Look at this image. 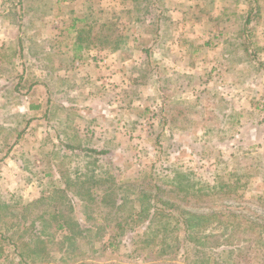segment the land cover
Instances as JSON below:
<instances>
[{
  "label": "rangeland",
  "instance_id": "obj_1",
  "mask_svg": "<svg viewBox=\"0 0 264 264\" xmlns=\"http://www.w3.org/2000/svg\"><path fill=\"white\" fill-rule=\"evenodd\" d=\"M53 10L65 17L54 19ZM73 19H88L91 44L104 40L109 50L88 53L77 66L66 34L59 53L71 73L64 78L49 69L56 45L40 61L34 43L53 39ZM118 40L116 58L110 51ZM40 104L43 110H29ZM77 141L85 148L64 149ZM88 175L102 180L98 194L107 187L132 198L161 191L192 213L224 214L230 229L247 234L250 222L264 224V0H0V235H14L27 203L68 189L77 177L82 186L30 214L72 199L74 217L88 229V204L72 192L88 190ZM110 211L98 207L96 219L106 222ZM219 221L202 231L220 233ZM66 235L58 232L57 241ZM131 235L95 240L87 232L74 241L99 257L93 263L147 264ZM1 246L2 264H10L13 248ZM229 250L217 255L232 264ZM170 264H181L180 256Z\"/></svg>",
  "mask_w": 264,
  "mask_h": 264
},
{
  "label": "trees",
  "instance_id": "obj_2",
  "mask_svg": "<svg viewBox=\"0 0 264 264\" xmlns=\"http://www.w3.org/2000/svg\"><path fill=\"white\" fill-rule=\"evenodd\" d=\"M91 26L88 25V48L94 42L90 39ZM79 41L86 39L87 34L80 32ZM119 41H113L112 48L116 50L119 47ZM102 42V41H101ZM162 112H168V109H162ZM164 124L169 122V115L164 119ZM68 189L74 183H80V178L76 181H66ZM102 184V180L100 181ZM94 177L88 175V190L84 191L79 186L78 191H72L75 196L88 204V229L82 227L78 219L73 215V200L65 199L66 206L61 205L62 209H42L39 215H31L32 210L49 205V201L60 193L66 196L69 191H59L51 194L49 197H41L32 203H27L26 213L21 216L19 225L13 226L14 235L6 236L1 234L0 240H4L13 248L14 260L10 264H100L93 263V259L99 260L94 252H86L76 247L74 240L88 232L91 238H102V235L108 234L110 240L119 239L125 235V231L132 233L131 241L135 243L136 238H140V255L143 256L147 264H170V261L181 259V264H213L222 262L217 254L228 253L232 264H264V224L250 222L253 231L247 233L241 232V226L230 229V225L224 224L222 213L203 216L184 210L173 202L162 199V192L157 193H136V197H121L119 191L122 187L115 190L112 187L100 189L103 194L94 191L95 185L100 184ZM115 183V179L112 181ZM111 183V184H112ZM110 184V185H111ZM118 186L113 185V187ZM128 191H134L131 185ZM70 192V191H69ZM108 207L110 212L106 213V222L96 219L97 209ZM30 211V212H29ZM38 214V213H37ZM126 219L124 220V217ZM219 219L222 225L220 233H208L202 231L209 226L210 219ZM30 223V224H29ZM144 225L145 231L138 235L136 233V224ZM218 227V225H217ZM151 229V236L147 232ZM206 229V228H205ZM262 229L261 231H254ZM66 232L63 241H57L58 232ZM16 236V237H15ZM150 237V238H149ZM149 238V239H148ZM149 244H148V241ZM59 247L56 251L64 253L61 258L54 256L51 247ZM110 247L115 246L113 241ZM244 246L246 249H244ZM66 247V249H64ZM106 249V248H105ZM105 249L101 253L102 258L106 253ZM3 256V248L0 247V264ZM98 258V259H96ZM104 260V259H101Z\"/></svg>",
  "mask_w": 264,
  "mask_h": 264
},
{
  "label": "crops",
  "instance_id": "obj_3",
  "mask_svg": "<svg viewBox=\"0 0 264 264\" xmlns=\"http://www.w3.org/2000/svg\"><path fill=\"white\" fill-rule=\"evenodd\" d=\"M51 14H52L54 19H59L60 20V19L65 17L60 11L53 10V12ZM89 14L92 15L91 17L94 19L93 15H96L98 13L93 11V10H90ZM104 21L105 20L102 21V17H101V22H100L101 23V28L105 29V30H108L109 27H108V25H106V23H104ZM80 32H85L87 34L85 40L83 39L82 41H79V35L81 34ZM56 34L58 36L54 35L53 39H47V40L45 38L40 39V38H38V36H36V40H35L34 46H37V47L40 48V50H38V54H37V58L36 59L41 61V58H40L41 54L43 53V54L46 55V53L50 52L51 49L53 48V46L56 45V48H54V51L52 52L53 60H55V58H56V65L55 66L52 65V67H50L49 69H50L51 74L53 72L54 75H58L59 77L67 78V77H69V73H71V72H67V68H66V66L64 64L61 65V63L65 62V61H64V59L60 58L61 57L60 55L62 53H59V52H62L61 48H63V46L64 47L66 46V41H65V38H64L66 36V34L70 35V39L69 40L72 42V44H73L72 46L74 48L73 50L76 52L75 55L70 56V57L73 59L74 62L77 61V66L79 65L78 63H80L79 60H81V59L83 60V57L86 56L88 58V53H91V52L97 53V52H99L100 54L102 53L104 55L105 51L109 50L105 46L103 47L104 42H105L104 40L101 43L91 44V47L88 48V19L87 20L86 19H80V20L79 19H73L72 25L67 30L61 24L60 25V30L56 31ZM71 35H72V38H71ZM47 45H51V46L47 47ZM203 47H205V44H203ZM103 48H106V50H104ZM180 48L183 49V47H181V46H180ZM63 50H64L63 52H65V49H63ZM27 51H29V47H27ZM31 52H33L32 49H31ZM110 52L116 58L120 57V55L122 56V51L119 50V48H117L116 50L111 48ZM32 55H34V53H32ZM58 59H59V63H58ZM202 60L203 59L196 60V62H197L196 64L198 65V67L202 63ZM180 61H182V60H180ZM186 68H187L186 72L196 71V70L188 69L187 66H186ZM75 70H76L75 75H77L78 69L75 68ZM197 70H199V68ZM80 72L83 74V76L85 75V73H84L85 71H80ZM42 84H46V83H42ZM46 86H48V83L46 84ZM46 86H39V87H44L45 88ZM45 89L47 90L48 88H45ZM32 109H37V110L41 111V110L44 109V105L40 104V105H37V106H30L29 110H32ZM81 144L82 143L78 142V141H77V143H75L73 145L66 144L64 146V149L66 151H67V149H68V151L71 150V149H72L71 151H76V149H78L80 147L81 148H85V146L81 145ZM64 149L62 150V152H65Z\"/></svg>",
  "mask_w": 264,
  "mask_h": 264
}]
</instances>
